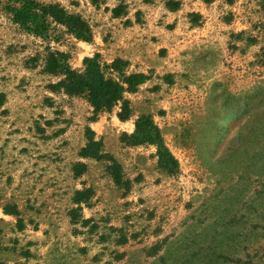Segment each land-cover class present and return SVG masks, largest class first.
Listing matches in <instances>:
<instances>
[{
  "label": "rangeland",
  "instance_id": "obj_1",
  "mask_svg": "<svg viewBox=\"0 0 264 264\" xmlns=\"http://www.w3.org/2000/svg\"><path fill=\"white\" fill-rule=\"evenodd\" d=\"M173 2L0 0V74L63 90L65 125L117 116L86 128L84 188L63 208L0 213V264H264V0L206 2L223 46L134 89L135 68L93 45L124 56L144 12Z\"/></svg>",
  "mask_w": 264,
  "mask_h": 264
},
{
  "label": "crops",
  "instance_id": "obj_2",
  "mask_svg": "<svg viewBox=\"0 0 264 264\" xmlns=\"http://www.w3.org/2000/svg\"><path fill=\"white\" fill-rule=\"evenodd\" d=\"M174 1L177 7L144 12L142 18L146 23H133L124 56H117L115 46H111L112 49L105 44L101 47L99 43L102 42H93L95 50L102 48L111 64L115 58L122 57L138 74L150 76L152 73H183L188 51L195 50L199 55L203 48L209 52L212 47L223 46L224 27L215 22L213 10L205 5L212 0ZM2 75L0 213L7 208L21 209L27 203L36 208L44 204L41 209L60 208L65 195L70 201L84 188L83 172H79L87 160L83 153L86 128L93 135L100 133L107 126L105 122L109 113L103 112L89 120L78 116L65 125L63 90L55 92L42 87L40 92L23 91V74ZM148 80L144 76L140 83ZM66 96L69 98L70 95ZM77 97L86 103L82 97ZM88 109L94 111L90 104ZM109 116L115 123L117 116ZM127 120L121 123L131 125Z\"/></svg>",
  "mask_w": 264,
  "mask_h": 264
},
{
  "label": "trees",
  "instance_id": "obj_3",
  "mask_svg": "<svg viewBox=\"0 0 264 264\" xmlns=\"http://www.w3.org/2000/svg\"><path fill=\"white\" fill-rule=\"evenodd\" d=\"M77 31L79 32H87L86 29H84V25H80V27L77 29ZM116 61V60H115ZM144 76L142 74H134V75H131L129 78H128V81H129V84H130V87L131 89H134L135 85L140 83L142 80H143ZM109 82H112L111 81V78H108ZM65 88L67 89V93H77L79 90L75 89V85L73 84H69V85H65ZM111 99V98H110ZM95 108L94 110L96 111V102L92 104ZM120 115V114H118ZM121 116V115H120ZM122 117V116H121ZM141 119H139L138 122H140ZM139 125V124H138Z\"/></svg>",
  "mask_w": 264,
  "mask_h": 264
}]
</instances>
